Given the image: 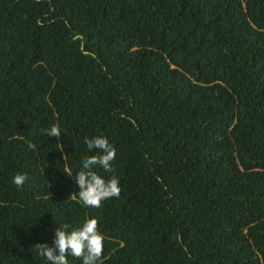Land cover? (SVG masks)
Masks as SVG:
<instances>
[{"label":"trees","instance_id":"16d2710c","mask_svg":"<svg viewBox=\"0 0 264 264\" xmlns=\"http://www.w3.org/2000/svg\"><path fill=\"white\" fill-rule=\"evenodd\" d=\"M95 136L100 208L75 181ZM91 218L98 264H264V0H0V264Z\"/></svg>","mask_w":264,"mask_h":264},{"label":"clouds","instance_id":"9594fccd","mask_svg":"<svg viewBox=\"0 0 264 264\" xmlns=\"http://www.w3.org/2000/svg\"><path fill=\"white\" fill-rule=\"evenodd\" d=\"M43 131L48 137L58 138L61 135L57 125ZM84 144L89 152L95 150L96 154L82 158V169L75 174V181L80 188L77 195L85 206L100 208L104 201L119 198L121 194L118 178L113 176L106 180L94 170L100 168L105 173L111 172L116 149L103 136L85 137ZM29 147L34 149L35 145L30 144ZM72 175L68 174L69 177ZM26 180L25 174H16L12 183L21 188ZM98 229L99 223L95 218L86 219L81 226L75 228H70L65 223L55 229L54 246L35 244V249L48 264H69V256L81 260L82 264H98L104 253V236Z\"/></svg>","mask_w":264,"mask_h":264}]
</instances>
